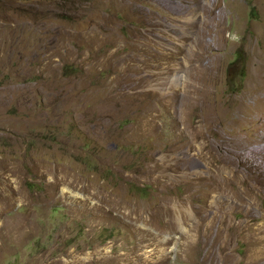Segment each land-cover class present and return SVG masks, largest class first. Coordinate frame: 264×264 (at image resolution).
Masks as SVG:
<instances>
[{
  "label": "rangeland",
  "instance_id": "rangeland-1",
  "mask_svg": "<svg viewBox=\"0 0 264 264\" xmlns=\"http://www.w3.org/2000/svg\"><path fill=\"white\" fill-rule=\"evenodd\" d=\"M182 1L0 0V264H243L247 220L223 210L230 240L212 222L233 200L200 150L264 117L228 112L208 134L195 88L215 75L211 109L237 104L264 0Z\"/></svg>",
  "mask_w": 264,
  "mask_h": 264
},
{
  "label": "bare ground",
  "instance_id": "bare-ground-1",
  "mask_svg": "<svg viewBox=\"0 0 264 264\" xmlns=\"http://www.w3.org/2000/svg\"><path fill=\"white\" fill-rule=\"evenodd\" d=\"M176 1H179V0H176ZM199 1L200 0H198V2ZM207 1H208V3L211 2V4H213L212 5L213 8L216 7V5H217L216 0H207ZM172 2H174V1H172ZM187 4H189V3H187ZM209 4H207V5H209ZM176 6H178V5H176ZM150 16L151 15H146L144 18H141V16H139V17L141 18V21H144L147 24V23L152 21L149 18ZM173 20H174V18H173ZM188 24H189V22L187 23V28L193 27L192 24L191 25H188ZM181 27H184V26H181ZM260 32H261V30L259 31L258 34H260ZM262 32H263V30H262ZM258 36L262 37L261 35H258ZM263 39H264V35H263ZM230 43H232V42H230ZM250 47L252 48L251 54L252 55L255 54V56L252 57V60L250 59L252 61V63L250 64L251 66H249V71H248L249 75H248L247 81L245 82L244 90H243L242 94L238 97H234L235 98L234 101H236L237 104L236 105L234 104L235 106L233 107V109L222 107V109H219V111L217 113H215L214 110L211 109L210 105H208L207 101H205L206 99H204L202 96L205 97L207 87L217 88V90L220 88L221 83L219 82V78L215 75L212 76V74H210V75H204V73L198 74L199 75L198 87L196 86V88H195V91L199 95V99H198L199 105L197 106V108L199 109L198 120H199V123H202V125L203 124L205 125V127H206L205 129L208 131V134H209V132H212L214 130L213 127L215 126L216 122H221L222 119L225 118V116L227 115L228 112H230L232 117L238 116L240 114H246V113L249 114V116H250V117L248 116L249 118L245 117V118H247L246 121L241 119L244 121V122L240 121V122H242V124H251V123H254V122H256V121H258L264 117V54L262 51H258L259 47L257 48L254 45H252ZM234 48H235V46H234ZM148 50H149V48H148ZM229 52H231V51H229ZM250 57H251V55H250ZM197 60H199V59H197ZM174 62H176V61H174ZM191 66H193V65H191ZM196 66H198V64ZM202 66L203 65H201V67ZM209 66L212 67L213 63H210ZM201 67H199V68H201ZM202 70H204V69H202ZM195 85H196V83H195ZM208 94H210V93H208ZM229 101H231V100H229ZM218 104L223 105V106L227 105L223 101L219 102ZM230 106H233V103ZM242 126H244V125H242ZM197 135L200 137V139L202 138L203 140H206V135L203 132H197ZM207 148H208L209 154H210V156H209V159L211 160L210 166L214 170L215 169L217 170V174L208 178L209 183L214 184V185H212L213 186L212 188H214L215 186L220 187L221 189L228 188L229 193L231 191V195L230 194L229 195L232 197V200H233L232 204H230V203H227L226 200H222V199H225L224 197L222 199H220V197L216 199L214 206H215V209L217 208V211L215 212L214 215H212V217L214 216V219H212V222L216 221V223H218V224H221V225L224 224L225 228L227 230V233H228V238L230 240V238L235 237L238 228H237V225L234 224V222H233L234 220L232 221L229 218L230 214H232V213L226 212L225 214H223V210H227V207L229 206V209L235 211V214L244 216V218L247 220V224H246L245 228L243 229V239L245 240L244 242L247 244V249H246V253H244L245 258L243 255L244 260L243 259H241V260H243L242 261L243 264H264V225L261 227H256V228L253 227V224H256L257 221H259V219L264 220V214H262L261 216H257L258 214L255 215L254 214L255 212H253V210L255 208L252 209L253 206H257V207H259L258 209L262 210L264 213V119L262 122L261 133L258 136L245 138V139L240 138L236 142H231V141L227 142V141L221 140L216 146L208 143V141H207L206 145L205 146L203 145V147L200 151L206 150ZM221 168H223V169L226 168V169H229L230 171H226V172H228V174L221 177L219 172H218V170ZM201 178H203V177L200 176L198 179L200 180ZM203 187L204 186L201 185V188H203ZM218 209H219V211H218ZM236 210H238V211H236ZM257 212L258 211H256V213ZM231 218L233 219V215L231 216ZM223 221H225V222H223ZM232 255H230L231 258H232ZM227 257H229V256H227ZM233 260L234 259L232 258L231 264L235 263V262H233Z\"/></svg>",
  "mask_w": 264,
  "mask_h": 264
}]
</instances>
